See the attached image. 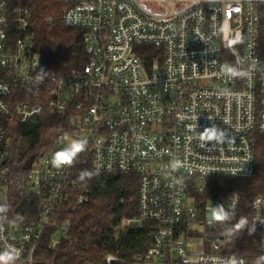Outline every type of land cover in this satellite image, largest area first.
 <instances>
[{"label": "built area", "instance_id": "obj_1", "mask_svg": "<svg viewBox=\"0 0 264 264\" xmlns=\"http://www.w3.org/2000/svg\"><path fill=\"white\" fill-rule=\"evenodd\" d=\"M62 1V22L84 30L87 63L69 77L49 74L37 85L36 71L47 68L26 33L32 14L0 0V70L7 75L0 80V206H6L0 213V253L14 254L15 264H38L35 255L47 228L55 229L53 248L67 238L69 225H57L65 202L72 195L67 207L76 212L90 199L87 185L70 182L72 167L52 164L54 152L41 155L27 176L42 200L38 217L15 220L10 212L2 168L8 123L29 122L47 109L70 114L57 151L73 139H87L80 155L94 170L139 177L138 215L122 220L121 227L158 226L149 252L136 264H223L233 256L248 264L223 253L227 240L211 237L205 238L212 252L188 260L194 237L185 239L187 232L195 226L218 230L220 224L208 219L212 207H230L227 199L211 198L200 217L187 192L190 182L201 193L209 177L255 173L256 137L264 134V0ZM147 46L156 52L151 66L142 60ZM16 86L24 89L23 101ZM212 125L224 131L223 139L207 138ZM251 222L261 228L264 253V204L258 211L252 204Z\"/></svg>", "mask_w": 264, "mask_h": 264}, {"label": "trees", "instance_id": "obj_2", "mask_svg": "<svg viewBox=\"0 0 264 264\" xmlns=\"http://www.w3.org/2000/svg\"><path fill=\"white\" fill-rule=\"evenodd\" d=\"M12 3L31 12L32 20L26 33L32 38L33 53L44 60L50 74L69 77L73 71L83 68L88 59L83 44L84 30L62 22V10L66 6L64 1L12 0ZM260 19L259 51L264 58V5L260 7ZM15 33H18L17 29ZM153 49L147 46L143 54L142 60L147 66H151L157 58ZM6 79V72L0 70V80ZM16 92L21 94L18 101H23L26 97L24 89L16 86ZM69 117L70 114L56 115L44 109L29 122L13 119L8 123L2 168L6 172L10 212L15 220L38 217L42 200L32 192L27 176L41 155L57 151L60 136L69 132ZM256 138L254 175L241 178L209 177L203 184V192H199L195 182L189 183L187 192L194 199L200 217L211 198L229 199L233 219L229 224L219 226L222 232L210 229L207 235L227 240L223 253L244 257L248 264L263 253L261 228L255 227L252 235L245 229L231 237L226 234V229L240 216H247L251 222L254 199L258 196L264 198V134L258 133ZM92 163L85 155H80L72 166L70 182L77 187L87 185L90 199L76 212H71L67 207L72 202V195L65 202L57 225H69L67 238L53 248L55 229L47 228L35 255L38 264H136L138 256L149 252L157 223H135L125 229L121 227L122 220L134 219L138 215L139 177L134 173H99L91 180L79 181L80 171L94 170ZM194 236L190 230L185 239ZM196 236L201 237V234L197 233Z\"/></svg>", "mask_w": 264, "mask_h": 264}, {"label": "clouds", "instance_id": "obj_3", "mask_svg": "<svg viewBox=\"0 0 264 264\" xmlns=\"http://www.w3.org/2000/svg\"><path fill=\"white\" fill-rule=\"evenodd\" d=\"M50 73L51 72L47 71L45 68L40 67L39 70L36 71L34 77L37 85L43 83ZM210 128L212 131L207 138L213 140H220L224 138L225 133L222 129H218L216 125H212ZM87 148V139H73L68 145L54 153L52 164L56 168H70L75 164L79 155L85 152ZM98 174V170L84 169L80 171L78 180L82 182L91 180L95 175ZM261 204H264V201L257 198L253 201V208L257 209L258 211ZM5 211L6 206H0V213ZM208 219L210 223L220 224L223 226L229 224L233 217L231 212L227 210L224 205L217 204L216 206L212 207ZM245 229H247L249 235H252L255 232V224L254 222H250L247 216H240L235 220L234 223H231L230 226L227 227L226 234L230 237L235 236L237 233L243 232ZM14 259V254L11 252L0 253V264H11V261ZM223 264H242V261L233 256L225 259ZM252 264H264V253L255 257L252 261Z\"/></svg>", "mask_w": 264, "mask_h": 264}, {"label": "rangeland", "instance_id": "obj_4", "mask_svg": "<svg viewBox=\"0 0 264 264\" xmlns=\"http://www.w3.org/2000/svg\"><path fill=\"white\" fill-rule=\"evenodd\" d=\"M205 180L202 181L201 183L204 184ZM227 199V198H226ZM225 199V200H226ZM228 203H229V199H227ZM191 231L195 234L199 233L201 234L200 238H196L194 236V239H191V241H188V250H189V254L190 256L188 257V260L194 261V259L196 260V258L204 253V252H212V248H211V244L209 241H206L205 237H209L210 235L207 236V230L205 228H203L202 226H195L191 229ZM215 232H222V230L219 228L218 230H216ZM196 238V239H195ZM214 238V237H211ZM11 264H15V262H11ZM16 264H21V263H16ZM144 264H152V263H144Z\"/></svg>", "mask_w": 264, "mask_h": 264}, {"label": "water", "instance_id": "obj_5", "mask_svg": "<svg viewBox=\"0 0 264 264\" xmlns=\"http://www.w3.org/2000/svg\"><path fill=\"white\" fill-rule=\"evenodd\" d=\"M227 210H229L230 212L232 211L231 208H228Z\"/></svg>", "mask_w": 264, "mask_h": 264}]
</instances>
